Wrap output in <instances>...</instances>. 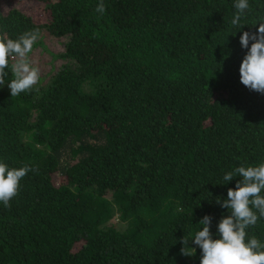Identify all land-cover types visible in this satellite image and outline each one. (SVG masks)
<instances>
[{
  "label": "trees",
  "instance_id": "obj_1",
  "mask_svg": "<svg viewBox=\"0 0 264 264\" xmlns=\"http://www.w3.org/2000/svg\"><path fill=\"white\" fill-rule=\"evenodd\" d=\"M103 2L0 4V29H39L28 55L46 57L29 91L11 96L12 60L0 85V162L35 169L0 203V264H200L181 238L206 215L220 238L217 199L243 179L223 176L264 162V93L239 72L264 0L244 27L235 0ZM252 236L264 243V217Z\"/></svg>",
  "mask_w": 264,
  "mask_h": 264
},
{
  "label": "clouds",
  "instance_id": "obj_2",
  "mask_svg": "<svg viewBox=\"0 0 264 264\" xmlns=\"http://www.w3.org/2000/svg\"><path fill=\"white\" fill-rule=\"evenodd\" d=\"M234 7L237 11L231 25L242 26L241 18L249 8V0H235ZM105 11L104 2L100 0L96 12L103 14ZM39 38V29L26 31L15 40L0 29V85L5 84V77L8 76L5 70L12 60L14 79L7 83L11 96L29 91L40 80V69L34 66L28 55ZM250 41L254 42L240 65V80L250 90L264 93V17L260 18L258 32L245 31L240 37L241 46L245 49L249 48ZM29 171L35 169L27 166L9 168L6 163L0 162V203L5 208L11 207L10 201L18 194L20 181ZM236 176L243 179L237 181L235 189H228L227 199H217V203L230 213L218 224L220 238H213V218L206 215L199 222L202 230H198L191 240L186 236L181 238L184 245L182 255L194 256L196 248L188 246L195 244L202 251L200 264H264V243L255 236L247 239V229L264 217V162L257 166L242 164L227 172L223 180L228 183Z\"/></svg>",
  "mask_w": 264,
  "mask_h": 264
},
{
  "label": "rangeland",
  "instance_id": "obj_3",
  "mask_svg": "<svg viewBox=\"0 0 264 264\" xmlns=\"http://www.w3.org/2000/svg\"><path fill=\"white\" fill-rule=\"evenodd\" d=\"M1 5H4V0H2L0 2ZM31 7H32V4H31ZM30 58L33 62L35 63H41L43 61L46 60V57L43 56V57H37V56H34L32 54H30ZM118 225L125 231V232H128V231H131L133 230V228L135 227L136 225V221L135 219H130L126 222H123V221H118Z\"/></svg>",
  "mask_w": 264,
  "mask_h": 264
}]
</instances>
